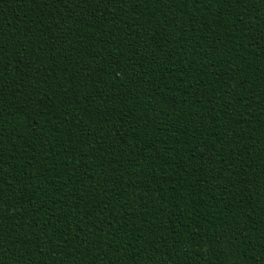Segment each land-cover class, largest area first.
I'll use <instances>...</instances> for the list:
<instances>
[{
  "label": "trees",
  "instance_id": "1",
  "mask_svg": "<svg viewBox=\"0 0 264 264\" xmlns=\"http://www.w3.org/2000/svg\"><path fill=\"white\" fill-rule=\"evenodd\" d=\"M0 264H264V0H0Z\"/></svg>",
  "mask_w": 264,
  "mask_h": 264
}]
</instances>
